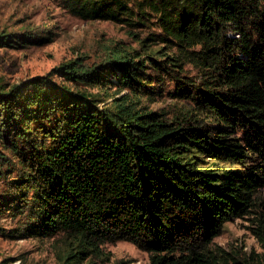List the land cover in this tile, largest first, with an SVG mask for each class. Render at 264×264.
Segmentation results:
<instances>
[{
	"label": "trees",
	"instance_id": "obj_1",
	"mask_svg": "<svg viewBox=\"0 0 264 264\" xmlns=\"http://www.w3.org/2000/svg\"><path fill=\"white\" fill-rule=\"evenodd\" d=\"M61 3L83 20L149 14L157 32L0 80V220L14 222L0 233L52 238L55 264H103L120 240L149 264H264V0ZM43 33L2 30L0 46ZM235 219L259 252L214 241Z\"/></svg>",
	"mask_w": 264,
	"mask_h": 264
},
{
	"label": "rangeland",
	"instance_id": "obj_2",
	"mask_svg": "<svg viewBox=\"0 0 264 264\" xmlns=\"http://www.w3.org/2000/svg\"><path fill=\"white\" fill-rule=\"evenodd\" d=\"M145 17L150 21L141 23L137 18L120 24L109 20H83L63 7L61 0H0V32L33 29L43 35L45 30V36L51 37V41L44 44L15 48L0 46V80L15 83L28 76L45 74L67 59L78 58L84 64H97L104 61L112 47L137 48L139 44L132 33L142 38L157 32L152 15ZM113 87L110 86L109 93H115ZM155 98L157 100L150 104L153 108L169 107L174 102L169 98H158V95ZM13 225L8 217L0 220V226L5 231ZM246 225L247 222L241 219L226 221L214 241L225 247L241 246L245 251L252 249L259 252L261 249ZM51 239L13 237L2 232L0 264H7L3 261L11 257L14 259L10 264H55ZM105 247L110 251V259L103 264H149L147 252L131 242H107Z\"/></svg>",
	"mask_w": 264,
	"mask_h": 264
}]
</instances>
